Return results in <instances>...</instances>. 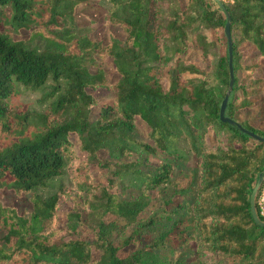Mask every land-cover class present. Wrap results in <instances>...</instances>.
<instances>
[{"label": "trees", "instance_id": "16d2710c", "mask_svg": "<svg viewBox=\"0 0 264 264\" xmlns=\"http://www.w3.org/2000/svg\"><path fill=\"white\" fill-rule=\"evenodd\" d=\"M89 2L105 9L107 26L124 38H91L76 22V7ZM224 4L233 55L225 116L239 122L237 111L260 104L264 118V77L254 75L264 65V0ZM218 10L213 0H0V190L30 203L19 213L0 202V264H185L194 252L264 264V226L253 221L249 203L264 143L219 118L229 70L226 16ZM21 31L27 36L16 38ZM246 47L254 62L239 60ZM211 75L215 86L207 84ZM99 88L111 92V102L92 117L91 91ZM23 92L35 95L33 104L19 100ZM211 131L215 145L207 142ZM70 133L82 160H75ZM161 154L174 164L151 162ZM192 158L195 166L187 165ZM91 165L110 170L107 185L94 182ZM70 168L72 186L37 192ZM117 183L128 197L111 191ZM154 192L160 207L142 217ZM65 199L72 201L65 232L92 214V239L64 236L57 209Z\"/></svg>", "mask_w": 264, "mask_h": 264}, {"label": "rangeland", "instance_id": "374dc122", "mask_svg": "<svg viewBox=\"0 0 264 264\" xmlns=\"http://www.w3.org/2000/svg\"><path fill=\"white\" fill-rule=\"evenodd\" d=\"M224 3L227 0H222ZM218 13H223V11L218 10ZM76 22L80 26H84L86 31L90 34L91 38L95 40H102L106 41L108 39V33H112L117 37L124 38V34L121 32L119 28H113L107 26L105 22V9L100 6L98 2H89V3H84L76 7ZM27 31H21L19 35L16 36V38H24L27 36ZM207 38L209 40L216 41L218 35L214 33L213 31H206ZM189 53H195V51H189ZM216 53V51H215ZM196 54V53H195ZM240 55V54H239ZM194 58V57H192ZM256 59V56L254 54V50L250 47H246V49L243 51L241 56H239V60L242 62L250 63L254 62ZM105 68L107 71L108 77L111 79V81L115 80V74L113 73V68L110 64V62L107 60L105 63ZM94 70V69H91ZM254 75L256 76H261L264 77V65L257 68L256 71L254 72ZM186 78H201L200 76L197 75H189L185 74L184 75ZM209 86H215L217 85L216 79L211 75L208 79ZM91 93L94 95V97L97 99V104L92 106L91 108V116L94 117L97 115L98 110L100 106L108 104L111 102V92L106 90V89H97L91 91ZM260 96V97H259ZM258 99L262 97L261 94L255 96ZM35 99V95L32 93L28 92H23L19 96V100L28 103V104H33ZM261 105H257V107L252 108L251 110H239L236 112V118L237 120L248 122L250 125L257 127L259 129L264 130V118L261 117ZM138 126L141 130L142 137L147 139L148 137V128L147 126L143 125L142 123L138 122ZM69 139L73 142V149H74V154H75V160L79 161L84 159L85 153L80 151L78 149V139L77 136L74 133L68 134ZM254 140V139H253ZM253 140L248 141L249 146H253L255 142ZM207 142L215 145V136L213 131L210 132L209 135H207ZM100 158L103 160L106 158V153L104 151H100L99 153ZM151 162L152 163H158L161 162L162 160L169 161L171 163L175 162L172 157L166 156L164 154H161L160 157L153 158L151 157ZM196 159L192 158L187 165L189 166H195L196 164ZM174 164V163H173ZM72 168L68 170V174L57 177L55 178L51 183L49 187L46 188H39L37 189V192L41 194L42 196H47L54 192L60 185L64 187H70L72 186L71 182V173H72ZM90 172L92 175V179L94 182L107 185L109 183V180L112 178L111 172L108 168L106 167H101L97 165H91L90 166ZM112 192H115L121 197H128L129 192L128 189H126L123 185H120V183H117L112 189ZM257 196L255 199V204L257 203ZM181 201L179 197L174 198V204H177ZM0 202L3 205L10 206L16 208V210L21 213L24 210H27L30 208V203L27 199L26 196H19L16 195L13 191L11 190H6V189H1L0 190ZM258 206V205H257ZM72 207V201L69 199H65L62 201V203L59 205L57 209V225L60 229H62L63 234L66 238H80V239H92V229L95 227L96 221H97V216H94L92 214H87L83 213L82 215V224L78 228V230L73 233V234H68L65 231V215L67 211H69ZM160 207V202L158 200V194L157 192H154L152 194V200L149 204V207L144 210L141 213L142 217L147 216L151 212L155 211ZM259 207V206H258ZM105 220L110 219V215H105L103 217ZM121 222V221H120ZM130 247L125 248L121 254H126L127 251L129 250ZM197 253V254H196ZM99 252L96 250L92 251V256L94 258H97ZM198 260L200 259L202 262L205 264H239V260L237 257L234 256H225V255H220V254H203L202 256L198 252H194L193 255L189 258L186 259L185 264H188V262L193 261L195 259Z\"/></svg>", "mask_w": 264, "mask_h": 264}, {"label": "water", "instance_id": "95a60500", "mask_svg": "<svg viewBox=\"0 0 264 264\" xmlns=\"http://www.w3.org/2000/svg\"><path fill=\"white\" fill-rule=\"evenodd\" d=\"M219 7L220 9L223 11L224 15L226 16V22L224 24V28H223V32L227 41V53H228V70H229V81H228V86L227 89L225 91L224 97L221 101L220 104V108H219V118L221 121L223 122H227L229 124L235 125L240 131H242L243 133L247 134L248 136H250L251 138H253L254 140L258 141V142H263L264 143V136H261L255 132H252L246 128H244L239 122H236L235 120H233L232 118L225 116V109H226V104H227V100L229 97V94L231 92L232 89V85H233V68H232V41H231V36H230V30H229V26H230V15L228 13V10L224 4V2L222 0H213ZM264 181V168L263 170L258 174V178L252 188V191L250 193V197H249V203H250V214L251 217L253 219V221L261 226H264V220H261L258 216L256 207H255V199L257 196V192L258 189L260 187V185L262 184V182Z\"/></svg>", "mask_w": 264, "mask_h": 264}, {"label": "built area", "instance_id": "2783aa9c", "mask_svg": "<svg viewBox=\"0 0 264 264\" xmlns=\"http://www.w3.org/2000/svg\"><path fill=\"white\" fill-rule=\"evenodd\" d=\"M257 208L259 211V214L264 216V181L262 182V184L260 185L258 192H257Z\"/></svg>", "mask_w": 264, "mask_h": 264}]
</instances>
